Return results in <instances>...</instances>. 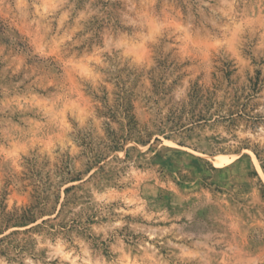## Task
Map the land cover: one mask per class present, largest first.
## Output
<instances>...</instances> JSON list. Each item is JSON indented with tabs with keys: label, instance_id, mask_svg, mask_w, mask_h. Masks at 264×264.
<instances>
[{
	"label": "rangeland",
	"instance_id": "374dc122",
	"mask_svg": "<svg viewBox=\"0 0 264 264\" xmlns=\"http://www.w3.org/2000/svg\"><path fill=\"white\" fill-rule=\"evenodd\" d=\"M0 264H264V0H0Z\"/></svg>",
	"mask_w": 264,
	"mask_h": 264
},
{
	"label": "trees",
	"instance_id": "16d2710c",
	"mask_svg": "<svg viewBox=\"0 0 264 264\" xmlns=\"http://www.w3.org/2000/svg\"><path fill=\"white\" fill-rule=\"evenodd\" d=\"M131 123L133 124V126H136V122L132 121Z\"/></svg>",
	"mask_w": 264,
	"mask_h": 264
}]
</instances>
